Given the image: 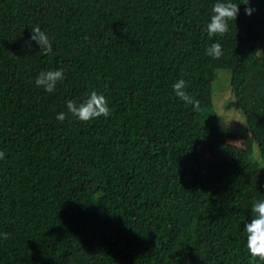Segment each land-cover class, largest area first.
I'll return each mask as SVG.
<instances>
[{
	"label": "trees",
	"instance_id": "trees-1",
	"mask_svg": "<svg viewBox=\"0 0 264 264\" xmlns=\"http://www.w3.org/2000/svg\"><path fill=\"white\" fill-rule=\"evenodd\" d=\"M232 2L209 37L217 0H0V264H264L244 231L264 198V0ZM36 25L51 53L27 45ZM58 69L53 92L36 86ZM221 73L239 133L215 106ZM92 91L109 117L68 113Z\"/></svg>",
	"mask_w": 264,
	"mask_h": 264
},
{
	"label": "clouds",
	"instance_id": "clouds-1",
	"mask_svg": "<svg viewBox=\"0 0 264 264\" xmlns=\"http://www.w3.org/2000/svg\"><path fill=\"white\" fill-rule=\"evenodd\" d=\"M246 5L244 11L246 15H252L255 9L251 6L252 0H241ZM240 12V3H233L232 0H217L212 8L210 22L207 25L209 37L225 35L229 31V21L235 20ZM32 41L40 46V51L44 54L52 52V39L39 25L31 28V36L26 42L29 47ZM206 54L219 59L223 55V48L219 42L212 43L206 50ZM65 78L64 70H49L40 72L35 79L37 87H42L46 92H53L58 84ZM175 96L186 105H193L195 110H199L200 102L188 91V82L181 78L173 84ZM68 113L76 116L81 121H90L101 116L107 118L111 115V109L106 96L97 91H92L83 102L77 103L75 100L66 101ZM65 112L57 114V119L63 121L66 118ZM5 158V152L0 151V159ZM252 219L244 226L247 236L248 251L255 260L264 261V198L255 201L251 207ZM4 239L8 238V233L0 234Z\"/></svg>",
	"mask_w": 264,
	"mask_h": 264
},
{
	"label": "rangeland",
	"instance_id": "rangeland-1",
	"mask_svg": "<svg viewBox=\"0 0 264 264\" xmlns=\"http://www.w3.org/2000/svg\"><path fill=\"white\" fill-rule=\"evenodd\" d=\"M262 33H263V35H262L261 40H260V49L262 51H264V28L262 29ZM220 76H221V79H220ZM220 76L218 77V79L214 83L215 88H214V96L213 97H214V101H215V106H216L217 110L220 112V114H222L221 115L223 117L222 121H224L225 127H228V126L231 127V129H234V131H236V133L242 132L244 129V126L246 125V119H245L244 115L241 114L240 112H238L236 109L232 108V110H230V108H228V105H229V103H231V100L227 101L224 98V93H223L222 89H219L220 84L218 83L220 80L221 85L223 84L226 87L228 85V82H227L228 74L227 73H223V74L221 73ZM218 100H222L220 102V104H218ZM223 102H225V103L220 108V106Z\"/></svg>",
	"mask_w": 264,
	"mask_h": 264
}]
</instances>
